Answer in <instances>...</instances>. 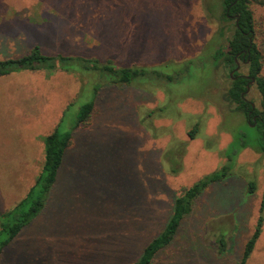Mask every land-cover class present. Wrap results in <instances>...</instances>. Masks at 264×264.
<instances>
[{"label":"rangeland","instance_id":"obj_1","mask_svg":"<svg viewBox=\"0 0 264 264\" xmlns=\"http://www.w3.org/2000/svg\"><path fill=\"white\" fill-rule=\"evenodd\" d=\"M248 5L264 75V5ZM221 13L220 0H0V60L38 45L47 55L152 66L174 77L154 72L142 85L104 84L95 95L92 73L19 70L0 76V212L32 184L38 173L29 170L32 156L39 142L44 148L43 137L60 113L64 131L82 104L95 102L87 123L74 129L65 160L74 158V176H85L88 185L55 189L54 183L39 215L4 248L0 264L133 262L163 229L182 188L220 168L231 132L241 130L249 146L237 154L230 175L205 189L173 242L151 263L236 264L258 217L264 154L254 149L248 120L222 99L230 80L209 58L233 33V20H222ZM246 72L240 62L238 73ZM246 98L259 106L255 84ZM92 144L100 146V160L90 152ZM24 178L26 187L19 183ZM246 264H264V210Z\"/></svg>","mask_w":264,"mask_h":264},{"label":"trees","instance_id":"obj_2","mask_svg":"<svg viewBox=\"0 0 264 264\" xmlns=\"http://www.w3.org/2000/svg\"><path fill=\"white\" fill-rule=\"evenodd\" d=\"M264 5V0H255ZM222 8L221 19L224 21L233 20V33L226 38L225 45L219 46L217 51L212 53V67L222 69L229 78L230 83L224 88L222 99L226 103L234 104L235 109L242 113L248 120L246 128L255 133L254 149L264 154V75L261 73V54L254 41L255 23L252 10L249 8L248 0H220ZM237 60H247V72L244 75L230 71L236 67ZM191 60H187L190 64ZM165 67V66H164ZM63 69L65 71H79L85 75L89 73L95 77L93 86L94 94L97 95L99 89L104 84L138 86L148 77H152L154 72L162 78L172 81L174 77L163 75L152 66H122L115 64L111 60L101 61L98 58H87L80 56H67L61 54H44L38 45L32 46L25 54L15 58H5L0 60V76L8 75L19 70H45L51 71ZM92 73V74H91ZM251 78L259 94V106H253L246 98L247 85ZM95 106L94 101L85 102L77 112L74 123L67 130L60 131L59 125L64 114L55 127L43 137V161L41 169L32 184L27 188L26 193L18 199L9 209L0 212V256L4 248L19 234V232L29 225L44 208L49 197V192L54 185L58 170L61 166L65 149L71 144L72 132L74 129L87 123ZM251 111V113H250ZM153 111H150L152 113ZM250 113V114H249ZM198 131L197 125L189 133L194 138ZM233 141L223 150L226 162L218 169L204 175L188 187L182 188L171 207L170 215L163 229L153 237L143 247L139 257L129 264H151L153 259L164 248L169 246L185 218L191 213L195 202L211 184L226 179L232 170V164L240 150L249 146V140L245 137V131L233 133ZM235 140V141H234ZM177 159L172 156L171 163L176 167H171L172 172H177ZM249 192H253L255 182L249 181ZM264 193L258 209V217L251 235L246 239L240 258L236 264H246L258 239L263 222ZM218 242L222 248L223 236H219Z\"/></svg>","mask_w":264,"mask_h":264},{"label":"crops","instance_id":"obj_3","mask_svg":"<svg viewBox=\"0 0 264 264\" xmlns=\"http://www.w3.org/2000/svg\"><path fill=\"white\" fill-rule=\"evenodd\" d=\"M60 117H61V113H60ZM57 124V123H56ZM53 126V125H52ZM54 127H55V125H54ZM53 127V128H54ZM52 128V129H53ZM52 129L50 130V131H52ZM49 131V132H50ZM74 131L75 130H73V132H72V138H71V144L65 149V152H64V155H63V159H62V163H61V166H60V168H59V170H58V173H57V178H56V181H55V185H54V187L53 188H63V187H65L66 189H70V188H72V187H75V183L76 182H79L80 183V185H82L83 184V186L84 187H86L88 184L87 183H85V181L83 180V182H82V179L85 177V176H80V178H76L75 176H74V170L76 169V168H74V158H73V160L72 161H68L67 163H65V160H66V154H67V152L70 150V149H72V148H74L73 147V143H74ZM48 132V133H49ZM47 133V134H48ZM46 134V135H47ZM39 142V141H38ZM97 147V148H96ZM88 148H90L89 150H90V152H92L93 150H95L96 151V155L95 156H97L98 157V160H100L101 158H102V156H100L99 154H97L99 151H100V146L98 145V144H92L90 147H88ZM43 149L44 148H42V146H41V142H39V145H38V149H37V153L35 154V155H33L32 157V161L30 162V164H29V170H30V172H32V171H35L34 172V175H35V173H36V171L39 173V171H40V167H41V165H42V161H43ZM98 149H99V151H98ZM38 153H39V155H38ZM77 159V158H76ZM79 159V158H78ZM63 166H65V167H67V168H65L66 170L68 169L69 171H67V172H64V171H62V169H63ZM64 172V173H63ZM37 173V174H38ZM63 173V174H62ZM37 174H36V176H37ZM35 176V177H36ZM21 181H23V182H21ZM25 182V187H26V181H25V178L23 179V180H20V185L21 184H23ZM53 188H52V190H53Z\"/></svg>","mask_w":264,"mask_h":264},{"label":"flooded vegetation","instance_id":"obj_4","mask_svg":"<svg viewBox=\"0 0 264 264\" xmlns=\"http://www.w3.org/2000/svg\"><path fill=\"white\" fill-rule=\"evenodd\" d=\"M240 62H242L243 64H247V60H237V58H236V63L238 64V69L237 70H234L233 72H237L238 73V70H239V67H240ZM231 72V71H230ZM238 74H240V73H238ZM240 75H244V74H240ZM232 78H234V77H232ZM254 78H251V80L249 81V84L247 85V90H246V92H248V90H249V87L252 85V84H254ZM253 106H254V104H253ZM250 113H251V111H250ZM249 113V114H250Z\"/></svg>","mask_w":264,"mask_h":264},{"label":"water","instance_id":"obj_5","mask_svg":"<svg viewBox=\"0 0 264 264\" xmlns=\"http://www.w3.org/2000/svg\"><path fill=\"white\" fill-rule=\"evenodd\" d=\"M237 69H238V64L236 65V67H235L234 70H237ZM232 74H233V71H231V72L229 73L230 77H232Z\"/></svg>","mask_w":264,"mask_h":264}]
</instances>
